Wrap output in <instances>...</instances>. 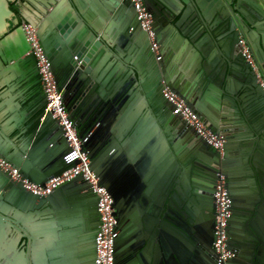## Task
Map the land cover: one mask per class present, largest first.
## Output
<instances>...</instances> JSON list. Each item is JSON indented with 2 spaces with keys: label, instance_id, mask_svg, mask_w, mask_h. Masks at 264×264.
I'll use <instances>...</instances> for the list:
<instances>
[{
  "label": "water",
  "instance_id": "water-1",
  "mask_svg": "<svg viewBox=\"0 0 264 264\" xmlns=\"http://www.w3.org/2000/svg\"><path fill=\"white\" fill-rule=\"evenodd\" d=\"M11 1L0 0V156L10 167L0 166V264H98L92 184L79 175L47 194L26 186L67 170L71 146L46 109L25 27L9 29ZM50 3L37 34L113 199L115 264H216L199 221L216 215L221 175L237 212L238 255L224 264H264V90L237 49L247 38L264 71V0H145L157 50L131 0ZM166 88L225 135L222 151L174 113Z\"/></svg>",
  "mask_w": 264,
  "mask_h": 264
},
{
  "label": "built area",
  "instance_id": "built-area-1",
  "mask_svg": "<svg viewBox=\"0 0 264 264\" xmlns=\"http://www.w3.org/2000/svg\"><path fill=\"white\" fill-rule=\"evenodd\" d=\"M137 10L138 17L142 27L148 31L150 40L155 50L159 44L156 40V32L153 27V19L145 0H131ZM31 40L33 51L38 60L41 79L47 98L46 109L51 111L54 118L63 126L65 136L68 138L71 151L65 156V161L71 166L59 176L51 178L45 187L29 184L26 186L36 193L47 194L52 192L61 184L82 175L92 184V189L99 195V213H100V230L96 236L97 241V262L98 264H115L114 246L118 235L117 217L113 206V199L107 189L98 184V178L91 169V157L84 149L83 139L70 115V111L64 103L63 92L60 90L55 81L54 74L50 67V61L34 31L28 24L25 27ZM242 53L245 59L250 63L255 72L259 83L264 90V71L260 63L255 58L250 43L246 38L241 40ZM169 102L174 106V113L180 116L188 125H190L200 137H202L211 147L221 150L226 142L224 134L219 133L206 125L204 120L198 115L184 97L170 88L164 90ZM0 165L5 171H9V164L3 158H0ZM10 173L14 178L19 175L15 169ZM216 226L214 249L217 254L219 264H224L230 258L235 256V250L228 243V223L231 216V198L227 187V178L221 175L217 182L216 191Z\"/></svg>",
  "mask_w": 264,
  "mask_h": 264
},
{
  "label": "flooded vegetation",
  "instance_id": "flooded-vegetation-1",
  "mask_svg": "<svg viewBox=\"0 0 264 264\" xmlns=\"http://www.w3.org/2000/svg\"><path fill=\"white\" fill-rule=\"evenodd\" d=\"M10 7L13 11V15L11 17V25L9 26V29H14L20 25H23L24 27H26L28 24H30L32 26V28L34 29V31H35L38 39H39V36L37 34V30L42 25V22H43L44 18L48 15L49 10L53 7L50 3V0H13L10 2ZM45 10H47V11H45ZM151 15H152V19H153L152 12H151ZM153 22H154V19H153ZM153 27H154V25H153ZM154 30H155V28H154ZM1 38H2V36L0 35V39ZM240 38L241 39L239 40V43H237L238 44L237 49L242 52V48H241L240 43H241V40L245 37L241 36ZM41 83H42V79H41ZM42 88H43V84H42ZM90 117H92V116H90ZM86 129H87V125H86V128H84L83 130H86ZM0 158H3V157L0 156ZM2 169L4 170L3 167H2ZM227 186H228V180H227ZM230 198H231V196H230ZM236 215H237V212L234 209V207L232 206V201H231V216L229 218V223H228V235H229L228 243H229L230 247H232V245H233V241L231 240L230 235L233 233V231L236 230L233 227L234 226L233 218H235ZM188 224H189V222L187 221L186 225H188ZM199 226H200L201 235L204 239V243L206 244V247L211 249L210 241L215 240V238H216V236H215L216 215L214 214V215L200 216ZM232 248H234V247H232ZM234 250H235L236 255H238V253L236 251L237 249H234ZM211 251H212L211 257H212L214 263L219 264L214 250H211Z\"/></svg>",
  "mask_w": 264,
  "mask_h": 264
},
{
  "label": "crops",
  "instance_id": "crops-1",
  "mask_svg": "<svg viewBox=\"0 0 264 264\" xmlns=\"http://www.w3.org/2000/svg\"><path fill=\"white\" fill-rule=\"evenodd\" d=\"M82 128L83 129L86 128V124L85 123L82 124Z\"/></svg>",
  "mask_w": 264,
  "mask_h": 264
}]
</instances>
